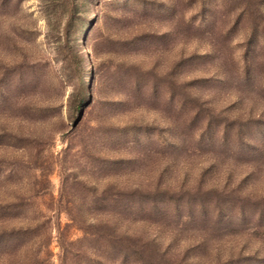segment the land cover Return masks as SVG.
Masks as SVG:
<instances>
[{
    "label": "rangeland",
    "instance_id": "1",
    "mask_svg": "<svg viewBox=\"0 0 264 264\" xmlns=\"http://www.w3.org/2000/svg\"><path fill=\"white\" fill-rule=\"evenodd\" d=\"M0 264H264V0H0Z\"/></svg>",
    "mask_w": 264,
    "mask_h": 264
},
{
    "label": "trees",
    "instance_id": "2",
    "mask_svg": "<svg viewBox=\"0 0 264 264\" xmlns=\"http://www.w3.org/2000/svg\"><path fill=\"white\" fill-rule=\"evenodd\" d=\"M62 69H63V73L64 74H66V72H68L69 74H71V73H73L74 74V77H75V75H76V78H77V80L79 81L80 79H81V75H80V73H79V71H78V69L79 68H73V69H71L70 68V65L67 63V61L64 59V60H62Z\"/></svg>",
    "mask_w": 264,
    "mask_h": 264
}]
</instances>
